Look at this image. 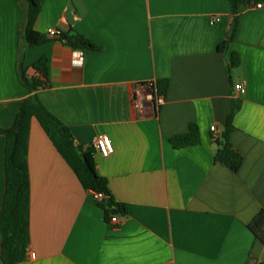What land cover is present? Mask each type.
I'll use <instances>...</instances> for the list:
<instances>
[{
    "label": "crops",
    "instance_id": "0c3cea01",
    "mask_svg": "<svg viewBox=\"0 0 264 264\" xmlns=\"http://www.w3.org/2000/svg\"><path fill=\"white\" fill-rule=\"evenodd\" d=\"M39 1L38 33L79 34L99 49L57 40L26 48L28 76H39L33 64L46 57L50 86L38 96L79 147L110 137L113 153L94 149V160L128 214L117 225L106 221L34 118L29 251L36 259L19 264H264V244L248 229L264 210V3L242 8L234 40L220 52L233 26L230 0ZM24 21L21 3L0 0L2 128L12 127L30 94L18 78ZM78 50L81 67L72 64ZM233 54L241 63L229 73ZM164 79L159 104L155 86ZM239 82L242 97L233 90ZM236 99L230 142L243 158L238 172L215 162L211 132L225 130ZM192 124L199 144L175 149L170 140ZM6 144L0 135V212Z\"/></svg>",
    "mask_w": 264,
    "mask_h": 264
},
{
    "label": "trees",
    "instance_id": "16d2710c",
    "mask_svg": "<svg viewBox=\"0 0 264 264\" xmlns=\"http://www.w3.org/2000/svg\"><path fill=\"white\" fill-rule=\"evenodd\" d=\"M25 7V21L22 28V36L26 47L20 54L18 62L19 81L29 90V96L21 103L15 122L12 127H0V135L5 136L6 160L5 177L6 190L4 202L0 212V240L2 246L1 264H19L27 259V251L30 246V191L29 176V145L31 137V122L35 118L46 134L53 141L56 150L70 165L71 170L77 176L83 188L87 191L100 192L104 199L97 202L105 213V219L109 222L112 215L126 216L128 208L117 202L109 188L106 178L97 172L93 147L84 150L76 144L70 129L51 113L40 101L38 92L50 86L49 68L46 57H41L33 64L38 77H29L28 70L24 66V54L26 48L42 47L50 40L60 41L73 49L98 50L99 47L79 34L60 33L58 37L49 38L41 35L35 28L40 15L41 3L39 0H17ZM264 3V0H230L232 15V30L227 39L219 46L220 52H225L229 43L234 40L236 29L243 7L251 4ZM241 63L237 54H233L228 65V72ZM169 80L164 79L156 83L158 97L167 93ZM240 108L238 99L233 101V107L227 118L225 130L215 141L218 146L214 155L215 162L228 166L232 171L238 172L243 158L230 142V134L234 131V116ZM175 149L199 144V132L195 125H191L188 131L170 140ZM248 229L254 237L264 244V210L248 225Z\"/></svg>",
    "mask_w": 264,
    "mask_h": 264
},
{
    "label": "built area",
    "instance_id": "2783aa9c",
    "mask_svg": "<svg viewBox=\"0 0 264 264\" xmlns=\"http://www.w3.org/2000/svg\"><path fill=\"white\" fill-rule=\"evenodd\" d=\"M263 6V3H257L256 7L257 8H261ZM219 18L217 17H213L212 18V22L218 21ZM61 32L59 30L56 29H52L47 33V36L49 38H55L58 37L59 34ZM85 54L83 53V51H76L74 53V56H72V64L76 67H81L84 64V58ZM245 84L244 83H237L233 86V90L235 91V96H244L246 94V90L244 88ZM157 102L159 104H162L164 102V99L162 97H157ZM219 129L216 127V125L212 126V130L211 132L213 133V139L217 140L219 138V136L221 135L218 131ZM93 145H94V149L96 150L97 153L101 154V156L103 157H108L113 153V144L112 141L110 139L109 136L107 135H100L94 138L93 140ZM91 192V196L93 198V200L97 203V202H101L104 199L103 194H100V192H94V191H90ZM121 215L117 214V215H112L109 219V224H113V225H117L120 222V218ZM36 259V254L32 251H27V259Z\"/></svg>",
    "mask_w": 264,
    "mask_h": 264
},
{
    "label": "water",
    "instance_id": "95a60500",
    "mask_svg": "<svg viewBox=\"0 0 264 264\" xmlns=\"http://www.w3.org/2000/svg\"><path fill=\"white\" fill-rule=\"evenodd\" d=\"M155 105H156V104H155ZM155 105H154V106H155Z\"/></svg>",
    "mask_w": 264,
    "mask_h": 264
}]
</instances>
